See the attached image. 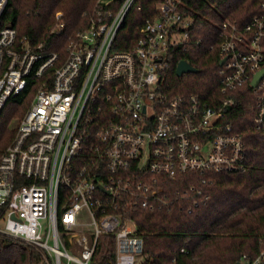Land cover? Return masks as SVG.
Returning <instances> with one entry per match:
<instances>
[{
	"label": "built area",
	"instance_id": "obj_1",
	"mask_svg": "<svg viewBox=\"0 0 264 264\" xmlns=\"http://www.w3.org/2000/svg\"><path fill=\"white\" fill-rule=\"evenodd\" d=\"M93 1L63 56L19 40L3 21L8 0H0V119L31 77L40 80L0 156V234L38 251L44 264H100L108 255L105 234L116 249L104 264H141L144 238L131 212L204 195L195 184L170 191L181 175L207 184L208 173L247 172L246 140L228 120L239 89L264 133V75L253 85L264 68V0L245 25L225 19L218 26L221 42L213 46L227 59L219 69L225 97L214 104L194 93L173 96L164 86L170 51L203 43L191 33L183 0H153L156 13L130 49L115 44L140 0ZM239 262L264 264V246Z\"/></svg>",
	"mask_w": 264,
	"mask_h": 264
},
{
	"label": "trees",
	"instance_id": "obj_2",
	"mask_svg": "<svg viewBox=\"0 0 264 264\" xmlns=\"http://www.w3.org/2000/svg\"><path fill=\"white\" fill-rule=\"evenodd\" d=\"M93 0H8L4 24L14 26L18 39L28 37L34 47L63 56L70 36L84 26L83 13ZM182 11L194 20L191 33L202 38L201 45L189 50L181 47L170 51V70L164 86L171 95L197 94L214 104L225 97L220 92L221 56L216 45L221 42L218 26L225 19L239 26L262 12L260 0H183ZM140 5V6H139ZM62 17L58 19L57 13ZM156 13L153 0H140L120 30L115 47L130 49L147 18ZM60 32H53L58 23ZM186 59L197 72L178 76V63ZM40 80L31 77L27 88L11 98L0 119V156L13 139L17 125L26 114ZM239 89L238 105L229 113L247 143L250 168L245 173H208L212 182L203 184L201 176L184 174L171 180L169 190L195 184L204 195L174 200L170 207L148 210L138 208L131 215L138 222L144 238L141 264H236L244 255L256 256L264 246V133L254 128V114ZM240 92V93H239ZM243 94V95H242ZM241 95V96H239ZM252 98V97H251ZM208 195L209 199L204 200ZM197 201V202H196ZM0 210V216L3 214ZM102 250L108 255L100 264L114 258L116 243L112 235L101 238ZM184 249V251H182ZM103 253V252H102ZM41 254L22 241L0 234V264H44Z\"/></svg>",
	"mask_w": 264,
	"mask_h": 264
},
{
	"label": "water",
	"instance_id": "obj_3",
	"mask_svg": "<svg viewBox=\"0 0 264 264\" xmlns=\"http://www.w3.org/2000/svg\"><path fill=\"white\" fill-rule=\"evenodd\" d=\"M226 57L221 59L220 61V65H222L225 61H226ZM198 69L196 67H194L188 60L183 59L181 60L176 68V73L178 76H182L185 73H190V72H197ZM264 75V68L262 70H260L254 77L253 80V85H257V83L259 82V80L263 77ZM238 264H242L241 262H239Z\"/></svg>",
	"mask_w": 264,
	"mask_h": 264
},
{
	"label": "rangeland",
	"instance_id": "obj_4",
	"mask_svg": "<svg viewBox=\"0 0 264 264\" xmlns=\"http://www.w3.org/2000/svg\"><path fill=\"white\" fill-rule=\"evenodd\" d=\"M5 225V221L4 220H0V228H3Z\"/></svg>",
	"mask_w": 264,
	"mask_h": 264
}]
</instances>
